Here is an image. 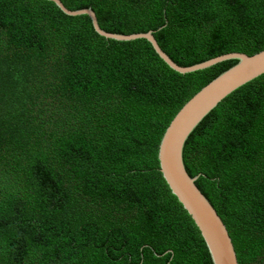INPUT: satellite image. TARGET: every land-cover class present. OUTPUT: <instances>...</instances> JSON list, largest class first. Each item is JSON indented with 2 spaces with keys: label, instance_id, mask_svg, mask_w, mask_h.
Instances as JSON below:
<instances>
[{
  "label": "trees",
  "instance_id": "trees-1",
  "mask_svg": "<svg viewBox=\"0 0 264 264\" xmlns=\"http://www.w3.org/2000/svg\"><path fill=\"white\" fill-rule=\"evenodd\" d=\"M108 32L153 30L183 66L264 49V0H62ZM49 0H0V264H214L162 176V135L237 59L182 74ZM191 176L240 264H264V74L190 135Z\"/></svg>",
  "mask_w": 264,
  "mask_h": 264
},
{
  "label": "water",
  "instance_id": "water-1",
  "mask_svg": "<svg viewBox=\"0 0 264 264\" xmlns=\"http://www.w3.org/2000/svg\"><path fill=\"white\" fill-rule=\"evenodd\" d=\"M49 1L55 2L65 14L70 16L89 14L94 30L105 38L118 41L147 39L168 65L182 74L206 69L226 59H237L236 63L203 86L181 106L162 135L158 159L163 178L200 229L214 264H240L227 225L196 183L200 174L195 176L189 174L184 151L190 135L219 102L238 87L264 74V49L253 55L231 51L193 65L183 66L163 49L159 40L153 35V30L129 34L108 32L99 24L93 7L73 10L62 0Z\"/></svg>",
  "mask_w": 264,
  "mask_h": 264
}]
</instances>
